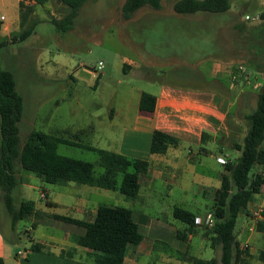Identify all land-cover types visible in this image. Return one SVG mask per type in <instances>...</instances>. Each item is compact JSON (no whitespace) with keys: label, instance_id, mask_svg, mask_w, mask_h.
Masks as SVG:
<instances>
[{"label":"rangeland","instance_id":"374dc122","mask_svg":"<svg viewBox=\"0 0 264 264\" xmlns=\"http://www.w3.org/2000/svg\"><path fill=\"white\" fill-rule=\"evenodd\" d=\"M177 1L162 0V9L144 7L131 19H125L122 7L126 0H90L82 8L74 29L67 33L58 31L52 23V20L64 17L58 2L35 6L34 15L40 21L35 33L25 42L10 43L0 48V68L14 73L17 90L24 99L19 125L21 146L32 131H42L75 143L112 150L119 136L117 127L128 122L119 117L113 121V114H135L141 94L156 92L161 83L188 89L203 88L204 80L200 79L209 80L208 73L217 62L224 66L243 64L261 74L264 81V0H231L232 7L226 13L186 15L175 12ZM21 2L25 8L35 5L33 0H0V18L5 17L0 42L21 30V14L25 11ZM247 16L258 17L259 20L250 21ZM100 62L104 63L102 71H98ZM127 63L131 66L129 70ZM259 90H253L243 104L232 109L234 117L245 125V132L249 129L245 117L256 109ZM112 121L113 128H109L108 123ZM1 140L0 132V144ZM183 147L187 154L189 147ZM58 153L91 162L97 174L103 172L95 152L60 145ZM240 156L241 152L236 150H217L212 155L199 157L198 163H190L184 158L190 170L188 174L182 173L184 184H191L194 178L201 184L191 187L195 195L188 203L178 201L166 189L144 203L120 192L102 189L103 196L93 199L100 204L120 205L135 213L143 212L161 220L175 221L180 229H184L186 225L174 219L173 207L178 205L205 216L214 203L215 189L203 196L200 180L204 183L212 180L213 185L220 188L221 180L218 178L225 172L221 160L236 162ZM263 172L257 167L250 176ZM18 175L21 183L13 193L17 205L23 200L45 205L41 192H47L52 200H56L64 189L63 185L47 184L20 169ZM23 182L27 184L23 185ZM263 196L264 192L257 195L258 198ZM54 212L65 215V208L59 206ZM40 216L43 219L47 215L41 213ZM246 220L245 213L238 217L236 231ZM1 221L9 246L16 250H29L30 238L51 246L52 238L63 236L71 227L58 221L36 223L34 219L27 218L14 231L3 203ZM199 231L190 251L179 257L182 263L194 264L191 256L220 262L221 246L212 247L209 240L202 238L205 229L200 228ZM16 236L17 240L13 241ZM203 241L206 247L200 250ZM251 246L258 247L259 243L255 240ZM156 253L151 259L142 260L160 263L156 261L159 258ZM253 260L254 264L260 261L258 256Z\"/></svg>","mask_w":264,"mask_h":264},{"label":"trees","instance_id":"16d2710c","mask_svg":"<svg viewBox=\"0 0 264 264\" xmlns=\"http://www.w3.org/2000/svg\"><path fill=\"white\" fill-rule=\"evenodd\" d=\"M35 5L27 6L21 14V30L9 39L0 42V48L10 43L27 41L40 24L34 15L35 6H44L48 2H58L64 11L62 19H54L52 23L63 33L74 29L82 8L90 0H33ZM144 7L155 10L162 9V0H126L122 7L125 19ZM231 0H179L174 4V10L181 15L197 13H226L231 9ZM0 21V32L2 29ZM232 77L227 79V87ZM244 82L243 80H239ZM246 88V85H244ZM24 99L17 90V81L12 71L0 68V204H4L11 217L13 229L37 212L35 202L23 200L19 205L13 195L21 183L19 169L25 174H32L43 182L52 185H87L104 190L120 192L130 199H137L141 191L140 176L147 174L151 163L132 159L127 156L100 149L91 145H83L66 140L62 137L47 134L42 131H32L23 146L20 140V122L23 117ZM156 108V97L143 93L140 109L153 113ZM245 119L249 129L242 141L235 143L234 150L241 152L236 162H227L225 172L221 177V187L216 191L214 203L210 208L215 225L205 228L203 233L212 247L221 246L220 262L216 259L205 261L196 259L195 264H249L250 254L240 250L237 239L236 225L238 217L245 213L249 215V206L257 195L263 191V181L260 174L251 178L255 168L264 167V83L258 91L256 109L247 114ZM179 140L167 133L155 131L153 134L151 152L155 156H163L169 147L177 146ZM60 145L77 146L92 152L99 157V165L103 168L97 174L95 165L58 153ZM175 219L186 225L185 231H178L177 237L186 241L182 235L195 234L198 226L194 214L181 206L173 207ZM264 217V213H263ZM54 218L66 223L76 224L85 228V234L75 237L73 241L79 247L89 251L95 264H124L129 245H139L144 235L133 221V211L130 208L102 205L98 208L93 223L73 219L71 217L54 215ZM258 228L264 229V220ZM44 247L34 243L29 252L43 251ZM70 256H73L70 253ZM29 257V256H28ZM0 264H3L0 259Z\"/></svg>","mask_w":264,"mask_h":264},{"label":"crops","instance_id":"0c3cea01","mask_svg":"<svg viewBox=\"0 0 264 264\" xmlns=\"http://www.w3.org/2000/svg\"><path fill=\"white\" fill-rule=\"evenodd\" d=\"M124 61L128 62L125 59ZM126 65L128 70L131 69L128 63ZM230 73L231 66H224L217 62L208 73L210 79H200L204 80L205 86L203 88L188 89L161 83V87L156 92L149 93L156 97V108L153 113L141 111L139 101L135 114L130 115L129 112L121 113V115L116 114L117 116L113 114V121L119 117L128 120V122L124 126L117 127L120 130L119 136L112 146V150L108 151L151 163L149 172L140 176L141 191L136 200L142 203L147 202L161 190L166 189L178 201L188 203L189 199L195 195V192H191L193 185L199 187L201 184L199 185L198 180L195 178L192 179L191 184L189 182L184 184L182 173L186 172L188 174L190 171L184 162V158L190 163H198L199 157L212 155L217 150H234L235 143L242 141L246 136L245 125L234 117L232 109L237 104H243L249 94L256 89L248 87L246 83L239 81V79L232 80L229 87H227L226 81L230 77ZM253 73L263 84L262 75L255 71ZM244 85H246V88ZM131 107L134 108V105ZM131 117L132 120L130 121L129 118ZM113 121L108 123L109 128H113ZM155 131H161L176 137L179 144L169 147L167 153L163 156L153 155L151 147ZM184 145L189 147L187 154L183 152ZM260 168L264 171V167ZM221 177L218 179L221 180ZM205 181L207 182L204 183L200 180L203 185L201 186L203 196H207V192H210L211 189H215L216 193L219 188L213 185V181ZM25 184L27 183L23 182V185ZM63 186L64 189L56 200H52L45 191L46 198L43 199L46 201L45 205L33 201L37 212L39 214L44 213L47 216L43 219L40 215H32L28 218L34 219L36 223L38 221H58L71 226L63 236L52 238L51 246L30 238L31 246L34 243H39L44 247L43 251L40 252H29L28 249L16 250L14 247L9 246L2 230L0 204V259H2L3 264H95L93 259L89 257V251L79 247L73 241L75 237L85 234V228L55 219L54 215L60 214H56L54 209L63 206L65 215L61 216L71 217L85 223H93L98 208L106 205L94 202L95 199L93 198L103 196L102 190L104 189L101 190L87 185L74 186L67 184ZM262 193L259 195H262ZM262 202H264V196L263 198H255L249 206L246 223L239 231H236L240 250H247L250 254L249 264H254L253 259L257 256L260 260L257 264H264V229L257 228L255 232H249L252 225L251 210ZM106 206L117 207L120 205ZM133 221L145 239L139 245H129L124 264H183L179 257L181 254H187L190 251L195 236L199 234V229L202 228L198 226L195 234L182 235L186 237V241H183L177 237V233L179 230L185 231V228L180 229L175 221L161 220L148 213H135L134 211ZM36 223L33 224V229H35ZM12 230L15 231L13 225ZM202 238L208 240L203 236V233ZM13 239V241L17 240V236ZM255 240L259 243L258 247L251 246ZM205 247L206 243L203 241L199 249L203 250ZM167 250L171 252L168 253ZM156 252L159 254L156 261H160V263L152 260H142V258L151 259ZM70 253L73 256H70ZM191 258L194 259V264L196 259H201L198 256H191Z\"/></svg>","mask_w":264,"mask_h":264},{"label":"built area","instance_id":"2783aa9c","mask_svg":"<svg viewBox=\"0 0 264 264\" xmlns=\"http://www.w3.org/2000/svg\"><path fill=\"white\" fill-rule=\"evenodd\" d=\"M247 20L250 21H257L259 20L258 17H246ZM1 22L5 21V17L2 16L0 18ZM104 69V63L100 62L98 71H102ZM97 73V72H96ZM232 80L236 81L238 79H241L246 83L248 87H253L254 89L259 90L262 87V83L260 79L253 73V71L247 69V67L243 64H235L231 66V73H230ZM221 163L224 165L227 164L226 161L221 160ZM261 180L264 183V172L260 174ZM264 187V184H263ZM41 198H46V193L41 192ZM252 225L249 229V232H255L258 228L259 223L264 220L263 213H264V202H262L260 205L255 206L252 210ZM196 225L202 228H212L215 225V221L213 218V215L209 212L205 217H197L196 219Z\"/></svg>","mask_w":264,"mask_h":264}]
</instances>
